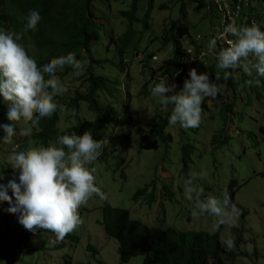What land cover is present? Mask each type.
Returning <instances> with one entry per match:
<instances>
[{
	"label": "rangeland",
	"instance_id": "374dc122",
	"mask_svg": "<svg viewBox=\"0 0 264 264\" xmlns=\"http://www.w3.org/2000/svg\"><path fill=\"white\" fill-rule=\"evenodd\" d=\"M169 0H155V7L150 19V27L143 30L141 24H135L137 31L133 46H139V53L134 56L133 49L127 51L126 61L130 63L129 70L131 79L125 74H121L112 65L104 64L103 68L95 66L98 74H104L108 78L117 79L118 83L112 85L114 97L108 98L113 111L117 112L122 107L124 86L131 82L132 87V107L134 117L135 142L129 151L123 147L118 140L125 126L119 124L114 130L109 131L103 149L107 151L92 164L87 165L89 169H95L96 186L105 194L106 199H101L94 195L86 205L79 208L78 214L81 218L80 225L70 234L76 236L77 241L64 237L57 240L55 233L37 228L35 232L26 230L18 222V213L7 211L10 205L0 208V264H143L144 256L134 257L129 262H123L118 254L119 244L116 240L108 238L103 228V206L110 204L121 207L131 212L132 218L141 220L151 227L163 229L172 227L181 231L194 230L215 233L220 231V239L231 238L234 246H237V254L234 262L228 264H264V77L258 76L255 70L251 75L245 72L243 67L237 69H220L217 67L218 60L214 62L216 70L220 73V78L210 80L217 86L218 94L214 98L205 97L202 103V119L198 127L192 128L196 131L184 132L185 128L179 124L170 127L166 126L165 133L173 137V143L166 146L168 155L164 157L165 147H153L154 141L160 142L156 134H151L142 147H139V133L148 134L152 130V122L164 119L171 114V105L168 111L163 110L159 103V97L143 91L145 83L151 81L159 72L161 65L173 57V45L163 47L161 40L150 43L152 35L162 37L163 33L170 26V21L181 18L179 12L180 2ZM207 5H212L213 0H205ZM169 3L161 7L163 3ZM97 17L101 18L103 25L99 27V40L93 46L94 54L98 59L119 63L116 54L117 39L122 38L127 29V18H124L122 11L124 3L121 0H96ZM188 11L186 21L191 24V37L204 39L207 46L200 50L197 60L204 66L214 60L208 55L209 42L207 36L211 35V18L216 19L215 13L207 8H202L200 12L194 11L196 0L188 1ZM147 4V0L141 1L142 8ZM252 8L255 14H260L264 20V1L258 0L253 3ZM139 13V16L142 15ZM97 21H100L97 19ZM172 22V21H171ZM216 25L213 27V29ZM163 28L166 30L163 31ZM112 39L115 41L111 42ZM140 42V43H139ZM189 45V43H188ZM194 45L187 47L192 50L194 58ZM165 48V49H164ZM201 53L205 55L202 56ZM31 55V53H28ZM153 54L152 59L144 61L147 55ZM213 55H215L213 53ZM217 56V55H216ZM249 60L257 62V58L250 55ZM243 63V61H242ZM145 65L143 69L142 66ZM106 66V67H105ZM71 71L67 74V84L71 89L78 88L87 79L85 74L87 65L83 72L75 71L68 66ZM67 72L65 67L61 69ZM246 74V77L242 75ZM254 74H257L254 76ZM187 77H183V82ZM222 82H220V80ZM246 80H252V86L245 84ZM259 81V84L256 81ZM60 82L66 87L65 81ZM220 82V83H218ZM168 84H173L167 81ZM153 87L149 84L148 90ZM182 89H177L176 92ZM68 89L63 92L65 94ZM60 94V96L62 95ZM1 99H4L0 95ZM112 101V102H111ZM205 101V102H204ZM55 102V101H54ZM225 104H230V109L226 111ZM72 110H69L71 113ZM123 109L120 110L118 118H121ZM93 112L87 109V104L83 105L79 113L81 119H92ZM66 119L62 112L60 117L61 126L66 127L69 123L78 119L76 116ZM66 119V120H65ZM31 127V135H21L22 129ZM39 126H32L30 121L21 119L17 128L18 132L12 138L11 143H5L0 139V177L5 182L15 180L19 183L18 168L10 164L11 154L28 149L29 147L45 146L34 138V132L39 131ZM225 127L228 137H232L234 142H230L221 150L209 153L206 144L209 143L212 135ZM241 132H244L241 134ZM252 134V136H249ZM5 133H0L2 138ZM189 141L191 144L199 146V151L203 154L199 157L193 174L201 177L202 186L209 189L207 196H213L223 201L224 195L231 182H234V190L237 191L235 204L239 209L243 208L246 214L240 210V215L236 220V226L229 227L223 225L219 230L213 229L216 218L207 213L195 215L198 209L193 200L186 196V181L189 178L180 175V164L178 153L181 150L180 143ZM55 145L56 144H50ZM46 147V146H45ZM15 148L14 150H12ZM178 150V151H177ZM198 151V152H199ZM212 152V154H210ZM104 154V155H102ZM123 164L120 165V162ZM216 164V168L215 165ZM4 171V172H3ZM154 201H148L141 197L136 200L139 190L149 185L157 176ZM167 186L175 192L173 201L167 198L163 192V186ZM152 191H149V193ZM13 201L15 197L12 196ZM240 237L239 243L237 239ZM88 246L93 250H88Z\"/></svg>",
	"mask_w": 264,
	"mask_h": 264
},
{
	"label": "trees",
	"instance_id": "16d2710c",
	"mask_svg": "<svg viewBox=\"0 0 264 264\" xmlns=\"http://www.w3.org/2000/svg\"><path fill=\"white\" fill-rule=\"evenodd\" d=\"M124 3V9L122 15L127 18V29L123 33L122 38L117 39L116 54L119 59V63L104 61L98 59L93 51V46L99 40V27L103 25L101 18L97 17L96 0H0V29L8 30L11 33H22L21 39L18 43H21L31 58H33L38 67H42L45 63L51 61V59L67 55L69 52L75 53L76 59L87 61V71L85 78L87 79L82 85L74 90L71 89L70 84H67V74L71 69L65 66L67 72H63L60 68L56 70V77L66 82L68 92L65 94H57L54 96V101L58 105H64L68 110H74L76 117L75 121L69 123L66 127L61 126L59 115L62 113L59 108L51 117H43L39 120V131L34 132L32 135L38 139L40 143L46 147L50 144H58V137L64 134H82L84 131H90L94 139L103 142L109 133L114 130L119 124H122L124 129L121 133V144L127 151L132 149L135 136L132 133L134 126V117L131 111L133 97L131 82L124 86V93L119 97L122 99L123 109L121 118H118L120 110L113 111L108 98L114 97V88L112 85L118 83L117 79L108 78L104 74H98L94 69L95 66L103 68V65L110 64L114 68H117L121 74H125L131 79L129 67L130 63L126 61L127 51L133 49L134 56L139 53V46L134 47L133 43L137 35L135 30V24H141L143 30L150 27V19L155 7V0H147V4L142 8V0H121ZM180 2L179 12L181 18L173 19L170 21V26L166 30L163 28L162 37L152 35L150 43H154L161 40L163 47L173 45V57L160 66L158 74L154 76L151 81L147 82L143 86V91L151 94L148 90L149 84L153 87L159 83L161 79L167 78V81L175 84L174 91L183 88V77L190 79L189 70L195 68L197 73H207L209 79L216 80L220 78V73L216 70L214 62L217 60L219 51L221 50V44L217 42L216 48L208 49V55L214 60L211 63L208 62L207 66H204L200 60H197L198 53L205 46H207L204 39H199V45H196V39L191 37V24L186 21L188 6L192 0H174ZM173 0H169V3H173ZM197 4L193 7L196 13L200 12L202 8H207L215 13L216 19L211 18V35L207 36V43L217 39L220 30L213 29L216 25H220L222 22V9L226 4L236 6L241 0H213L212 5H207L205 0H196ZM258 0H250V3L257 2ZM264 1V0H263ZM169 3L161 4V7L169 5ZM31 10H36L41 16L36 30L24 31V25L26 23L25 18ZM142 12L139 16V13ZM255 24L264 31V20H261L260 14L254 13ZM99 19L100 21H97ZM264 19V17H263ZM249 26L251 22L248 21ZM115 41L112 39L111 42ZM140 43V42H139ZM189 43V45H188ZM194 45L195 55L194 58L188 53L187 47ZM32 45V47H29ZM168 45V46H167ZM187 46V47H186ZM204 47V48H205ZM227 47V46H224ZM164 48V49H165ZM203 48V49H204ZM213 53L215 55H213ZM153 54L146 56L143 62L152 59ZM106 67V66H105ZM75 71H78L75 69ZM257 74H254L256 76ZM242 77H246L243 73ZM49 79L45 74V80ZM223 79L220 80L222 82ZM247 81V80H246ZM218 82V83H220ZM264 82V81H263ZM119 84V83H118ZM264 88V84L262 85ZM51 91V89H49ZM112 102V101H111ZM205 102V101H204ZM87 104V109L93 112L92 119L79 118L80 110L83 105ZM226 111L230 109V104H225ZM8 108H5L0 101V124L14 123L15 132L17 131V124L20 121L11 122L7 119ZM72 112V111H71ZM38 115V114H36ZM170 115H168L169 117ZM66 119L69 115H65ZM70 119L66 121H71ZM152 122V130L150 133H139V147H142L145 141L151 137V134H156L160 140L157 143L155 140L153 147L169 146L173 143V137L165 133L166 126L170 127L168 118L158 117ZM196 131L192 128H185L184 132ZM0 133H4L0 128ZM244 132H241L243 134ZM249 136H252L250 134ZM235 141V139H234ZM232 137H228L225 127L212 135L209 143L206 144V149L212 152L221 150L223 147L234 142ZM181 150L178 153V160L180 164V175L186 178H192L193 173L197 171V162L199 157L203 154L199 151V146L191 144L189 141L179 144ZM229 146V145H228ZM66 150V149H65ZM104 154L107 153L105 149H102ZM178 151V150H177ZM199 151V152H198ZM212 152L210 154H212ZM102 154V155H104ZM168 155V150L165 151L164 157ZM123 161L120 162V165ZM215 168L216 164L214 163ZM4 172V171H3ZM194 180V185L203 188V196L201 199H206L209 189L202 186L201 177ZM0 184L7 185L8 183L3 181L0 177ZM154 180L151 185H147L145 188L138 191L135 199L144 197L148 203L154 201L155 194ZM153 188V191L149 193V188ZM229 190L226 192L230 197V204H235V197L237 191L234 190V182H231L228 186ZM163 190L170 201H173L175 192L170 190L167 186H163ZM7 194L12 197L11 189L7 190ZM7 201H0V205L7 204ZM1 208V207H0ZM243 214H246L244 209H240ZM103 228L108 238L114 239L118 242V254L123 262H129L134 257L139 255L144 256L143 264H228V262H234L237 254V246L228 249L225 247L223 240L220 239V231L215 233H208L204 231L186 230L181 231L176 228H160L151 227L145 222L137 219H133L131 212L127 209L105 204L103 206ZM221 228L223 227L220 226ZM66 238H70L73 241H77L76 236L66 235ZM240 237L237 239L239 243ZM88 250H93L88 246Z\"/></svg>",
	"mask_w": 264,
	"mask_h": 264
},
{
	"label": "clouds",
	"instance_id": "9594fccd",
	"mask_svg": "<svg viewBox=\"0 0 264 264\" xmlns=\"http://www.w3.org/2000/svg\"><path fill=\"white\" fill-rule=\"evenodd\" d=\"M249 1L241 0L236 6L230 4L231 10L238 12L233 21L237 26L235 23H227L222 12V22L215 29L223 32L218 33L220 36L217 35V39L209 42V47L215 49L217 42L221 44L217 55L218 68L234 70L243 67L249 75L255 70L258 76L264 77V31L255 24L256 9L252 8L253 4ZM25 20L24 31L36 30L41 16L38 11L31 10ZM248 21L252 23L251 26L247 24ZM225 25L228 26L223 29ZM21 36L22 33L0 29V95L4 98H0V101L8 108L7 119L11 122L24 119L36 126L41 118L51 117L58 108L65 115L74 116V110L69 113L66 106L54 102L55 95L67 90L60 82L62 79L56 77V70L70 66L83 72L87 61L78 60L75 53L69 52L38 67L25 47L18 43ZM250 55L257 58L256 63L248 59ZM45 74L49 79L45 80ZM189 77L179 92L174 91V83H167V78L161 79L150 90L154 97H159L164 111H168L169 105L172 106L168 122L173 126L179 124L183 128L198 127L202 119L204 98H214L218 94L217 86L209 79L207 73H197L196 69L192 68L189 70ZM256 83L259 84V81ZM245 84L250 87L253 81L248 80ZM0 128L5 133L0 139L5 143H11L13 136L19 131L17 128L15 132L14 123L0 124ZM31 130V127L22 129L21 135L29 136ZM58 144L60 147L41 145L11 154L10 164L20 170L19 183L10 180L7 185L0 184V201L8 202L0 207L9 204L7 211L18 213V222L26 230H48L55 233L57 240H63L80 225L78 210L81 206L86 205L94 195L106 199L105 194L96 186L93 175L95 169L87 167L101 155L104 144L94 139L90 131L79 135L75 132L61 135L58 137ZM157 178L162 177L159 175L155 180ZM197 178V175L193 174L192 178L185 182L186 196L195 202L198 209L195 215L207 213L214 216V231L219 230L222 225L236 226L240 209L229 203L228 194L225 193L223 201L213 196L201 199L203 188L194 185ZM8 189H11L14 201L7 194ZM163 192L164 190L162 194ZM223 243L228 249L234 247L231 238L225 239Z\"/></svg>",
	"mask_w": 264,
	"mask_h": 264
},
{
	"label": "built area",
	"instance_id": "2783aa9c",
	"mask_svg": "<svg viewBox=\"0 0 264 264\" xmlns=\"http://www.w3.org/2000/svg\"><path fill=\"white\" fill-rule=\"evenodd\" d=\"M246 1H247V0H246ZM222 11H224V16H225V19H227V20H226L227 23L230 22V23H235V24H236V22H233V21H234L235 15H237L238 12H233L228 4L225 5V8L222 9ZM243 22H244V21H243ZM228 25H229V24H228ZM228 25L223 26V29H224L225 27H227ZM236 26H237V24H236ZM242 26H244V25H242ZM222 32H223V31H221L220 34H221ZM219 36H220V35H218V37H219ZM228 36H229V35H228ZM218 37H217V38H218ZM227 39H229V37H227ZM218 40H219V39H218ZM220 41H221V42H226V40H220ZM188 53H189V54H192L193 52H192V50L188 49ZM201 55L204 56L205 54H204V53H201ZM142 68H143V66H142Z\"/></svg>",
	"mask_w": 264,
	"mask_h": 264
},
{
	"label": "bare ground",
	"instance_id": "6f19581e",
	"mask_svg": "<svg viewBox=\"0 0 264 264\" xmlns=\"http://www.w3.org/2000/svg\"><path fill=\"white\" fill-rule=\"evenodd\" d=\"M5 103H9V102L5 101Z\"/></svg>",
	"mask_w": 264,
	"mask_h": 264
}]
</instances>
